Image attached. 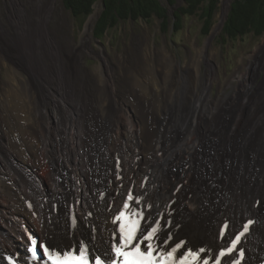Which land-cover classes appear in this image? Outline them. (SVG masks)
I'll return each instance as SVG.
<instances>
[{"label":"bare ground","instance_id":"1","mask_svg":"<svg viewBox=\"0 0 264 264\" xmlns=\"http://www.w3.org/2000/svg\"><path fill=\"white\" fill-rule=\"evenodd\" d=\"M8 1L0 53L36 83L11 72L3 79L0 65V264L10 253L28 259L29 228L51 245L88 242L109 253L113 217L130 190L146 218L161 217L171 235L165 248L185 239L213 260L250 219L225 259L242 250L240 264H264V89L248 106L211 97L210 86L222 82L215 61L207 78L194 69L176 76L173 54L148 37L86 69L91 36L73 42L56 0ZM259 45L264 64V39Z\"/></svg>","mask_w":264,"mask_h":264},{"label":"rangeland","instance_id":"2","mask_svg":"<svg viewBox=\"0 0 264 264\" xmlns=\"http://www.w3.org/2000/svg\"><path fill=\"white\" fill-rule=\"evenodd\" d=\"M232 1H219L207 33L203 31L205 22L200 12L184 15L182 25L176 27L173 12L178 6L183 5L184 1L175 0V4L171 5L167 0H162L167 6L169 15V24L166 27L163 26L162 19L157 16H152L150 19H125L119 20L114 27H109L105 34L99 37L95 35V27L102 12L103 0L95 2L94 10L89 16H75L65 6L63 0L54 2L57 13L63 14L67 20V30L73 42L82 43V37L85 38L87 34L91 36H88V44L84 43L82 52L84 68L94 69L105 57L113 63L119 54L135 46L137 40L148 37L151 46L166 48L173 54L177 64L176 76L194 69V74L202 79L207 78L213 70L212 65L215 61L217 65L215 71L222 84L213 83L210 86L211 97L222 94L224 100L236 101L248 106L263 96L260 90L264 89V64L260 61L262 53L257 47L263 42L264 33L261 35L249 33L237 39L225 37L223 34L227 19L225 15L229 12ZM8 4V0H0V15L6 27L10 24L7 13ZM91 16L94 18L90 32H85L86 23ZM222 20V27L212 37L215 25ZM49 24L54 25V20L49 21ZM4 41L5 39L0 37V42ZM212 50L214 56H211ZM253 54L255 56L251 57ZM0 65L3 79H7L6 74L11 72L18 77L21 84L36 83L32 74L24 70L18 61H13L8 54L0 53ZM39 174L45 178L44 172ZM35 213L37 214L36 211ZM29 230L38 233V230L34 228Z\"/></svg>","mask_w":264,"mask_h":264},{"label":"snow or ice","instance_id":"3","mask_svg":"<svg viewBox=\"0 0 264 264\" xmlns=\"http://www.w3.org/2000/svg\"><path fill=\"white\" fill-rule=\"evenodd\" d=\"M141 199L142 197L134 198L129 193L122 209L114 216L113 223L119 225V241L116 242L117 233L114 232L110 252L106 253L103 258L100 255L92 256L88 244L79 243L75 247L70 246L65 249L55 244H52L51 247L44 244L38 245L34 238L31 239V248L29 249L32 258L40 260L46 257L44 264H200L201 254L208 255L205 248L193 250L188 247L181 251L185 248L186 241H181L168 249L164 247L171 240V235L165 234V228L161 227L159 221H156L154 225L152 224L151 214L146 218L142 208L132 209L129 203L133 202L139 206ZM151 207L150 204L147 205V208L150 209ZM252 223L253 221L249 220L243 226V231L236 235L234 240H231V247L227 248L226 251L219 252V256L215 258V264H221L220 257L230 255L236 250L241 237L249 231V225ZM170 224L171 221H165L166 226ZM227 227L228 225L225 224L224 228ZM220 235L223 238V231ZM110 253H115V256L113 257ZM239 255L242 257L244 252L240 250ZM8 259L12 261V264H15L11 257ZM210 259V256L203 258L202 264H209ZM233 264H240V262L236 260Z\"/></svg>","mask_w":264,"mask_h":264},{"label":"trees","instance_id":"4","mask_svg":"<svg viewBox=\"0 0 264 264\" xmlns=\"http://www.w3.org/2000/svg\"><path fill=\"white\" fill-rule=\"evenodd\" d=\"M65 6L75 16H89L94 10L97 0H63ZM175 4V0H167ZM184 4L178 6L173 12L176 27L182 25L184 15L200 12L204 20V33L211 26L212 17L218 8L220 0H183ZM157 16L162 19L166 27L169 24L167 6L162 0H103L102 12L97 20L95 35L105 34L109 27H114L119 20L125 19H150ZM254 33H264V0H233L228 12V17L223 27L225 37L237 39Z\"/></svg>","mask_w":264,"mask_h":264},{"label":"water","instance_id":"5","mask_svg":"<svg viewBox=\"0 0 264 264\" xmlns=\"http://www.w3.org/2000/svg\"><path fill=\"white\" fill-rule=\"evenodd\" d=\"M231 5V4H230ZM226 16V18L228 17V13L225 15Z\"/></svg>","mask_w":264,"mask_h":264}]
</instances>
